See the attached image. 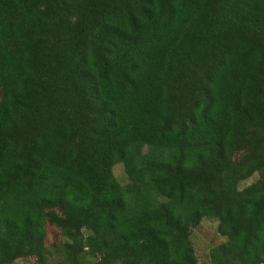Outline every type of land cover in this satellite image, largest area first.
<instances>
[{
  "label": "trees",
  "instance_id": "16d2710c",
  "mask_svg": "<svg viewBox=\"0 0 264 264\" xmlns=\"http://www.w3.org/2000/svg\"><path fill=\"white\" fill-rule=\"evenodd\" d=\"M206 218L264 264V0H0V264H199Z\"/></svg>",
  "mask_w": 264,
  "mask_h": 264
},
{
  "label": "rangeland",
  "instance_id": "374dc122",
  "mask_svg": "<svg viewBox=\"0 0 264 264\" xmlns=\"http://www.w3.org/2000/svg\"><path fill=\"white\" fill-rule=\"evenodd\" d=\"M114 174L122 185L128 183V178L125 173L124 166L119 164L114 167ZM258 176L250 178L249 180L240 184V188H245L257 180ZM219 223L215 219L206 218L201 224L192 231V241L195 252L199 260V264H211L210 251L212 248L220 245L224 238L219 233ZM59 235L56 230L50 229L48 244L58 242ZM15 264H40L36 258L20 259ZM47 264H55V260H50Z\"/></svg>",
  "mask_w": 264,
  "mask_h": 264
}]
</instances>
